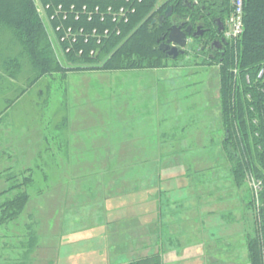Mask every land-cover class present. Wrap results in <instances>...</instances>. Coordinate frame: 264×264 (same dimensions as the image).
<instances>
[{
  "label": "rangeland",
  "instance_id": "1",
  "mask_svg": "<svg viewBox=\"0 0 264 264\" xmlns=\"http://www.w3.org/2000/svg\"><path fill=\"white\" fill-rule=\"evenodd\" d=\"M33 2L59 56L52 8ZM233 9L222 34L229 48L239 37L233 36ZM172 22L182 33L183 20ZM188 40L161 69L59 73L22 96L23 81L0 87V264H123L137 256L108 253L106 223L130 213L150 224L158 198L168 234L174 235L177 214L188 227L203 220L205 238L214 241L238 231L234 240H245L249 264L247 241L263 207L259 185L251 173L234 183L231 161L238 150L223 147L221 60L208 56L203 40ZM233 75L239 82L236 68ZM88 179H102L112 194L144 184L135 193L91 201L99 187L90 193L95 184ZM19 194L27 195L25 206L4 217L6 202ZM180 233L201 238L199 230ZM166 264H204L202 247L190 246L181 256L169 252Z\"/></svg>",
  "mask_w": 264,
  "mask_h": 264
},
{
  "label": "trees",
  "instance_id": "2",
  "mask_svg": "<svg viewBox=\"0 0 264 264\" xmlns=\"http://www.w3.org/2000/svg\"><path fill=\"white\" fill-rule=\"evenodd\" d=\"M43 1L51 4V15L60 3L66 11L74 4L78 12V20L69 12L66 21L60 15L51 21L53 27L62 26L58 35H64L67 27L76 35L74 42L62 43L59 56L49 42L33 0H0V87L23 81L20 96L43 77L59 73L164 68L175 60L161 48L173 17L189 19L190 23L202 18L206 27L216 19L217 27H221L233 7V0H165L162 4L161 0ZM241 1L243 31L222 56L219 68L223 147L238 150L231 161L235 185L248 173L257 179L263 207L257 215L256 235L247 241V252L249 264H264V0ZM84 4L92 14L90 21L82 15ZM79 29H83L80 34ZM68 46L71 48L66 52ZM235 68L240 83L234 79ZM27 199L26 194H19L6 202L3 216L15 217ZM130 264L159 262L157 256H151Z\"/></svg>",
  "mask_w": 264,
  "mask_h": 264
},
{
  "label": "crops",
  "instance_id": "3",
  "mask_svg": "<svg viewBox=\"0 0 264 264\" xmlns=\"http://www.w3.org/2000/svg\"><path fill=\"white\" fill-rule=\"evenodd\" d=\"M91 182L95 184V186L91 184L93 187L88 188H92L90 193L94 192L96 185L99 187L96 190V195L90 199L91 201H104L123 194L135 193L143 189L140 185L144 184L141 181L136 183L138 185H136L135 188L133 187L131 189L122 190L117 188L116 192L112 194L110 193L111 191H108L107 188H105V183L101 185L102 179H88V183ZM79 205L82 204L79 203ZM186 205L188 204H185V206ZM161 206V199L158 198V208L155 219L147 225L142 224L139 217L130 213L123 218L106 223L104 240L108 253L113 256L125 254L130 257L132 255L135 256L136 254V258L126 261L123 264H130L151 256H157L159 264H166V256L169 252H176L178 256H181L186 248L190 246H200L202 247L204 264H246L244 256L245 240L242 239L239 241L241 245L239 243L236 245L237 241L235 242L236 237L238 239L240 236L238 231L234 236L219 238L214 241V239L205 238L203 231H207L208 229L203 220H200L201 224L199 226L194 224L195 226L191 225L188 227L190 222H185L183 219L180 220L179 218L181 217L179 216L181 214H177L174 218L173 224L174 235H170L167 231L166 220L162 216L163 210ZM208 213L211 212H207L206 216H210ZM228 223H232L231 225H233L237 222ZM191 228L193 230H190ZM186 230L190 233L199 230L201 235V238H198L199 241L191 240L190 234L188 233H180ZM239 245L241 246V250ZM232 252L234 254V259L231 255ZM223 257H226V261H221Z\"/></svg>",
  "mask_w": 264,
  "mask_h": 264
},
{
  "label": "flooded vegetation",
  "instance_id": "4",
  "mask_svg": "<svg viewBox=\"0 0 264 264\" xmlns=\"http://www.w3.org/2000/svg\"><path fill=\"white\" fill-rule=\"evenodd\" d=\"M188 7H191L188 5ZM178 19H182L180 28L182 32H187V28L190 29V34L187 35L188 41L195 40H203L205 48H207L209 52V57L212 59L221 60L222 56L226 52V48H229V43L226 41L222 34L224 33L226 27L225 23L222 24L223 26L217 27L218 20L213 19L211 21L210 27H206V22L202 18L198 19L194 23H190L189 19L183 17H177ZM175 24L174 22L171 23V26ZM171 28V27H170ZM175 38L179 39V32L175 33ZM168 37V36H167ZM170 48L166 49L165 51L168 53Z\"/></svg>",
  "mask_w": 264,
  "mask_h": 264
},
{
  "label": "built area",
  "instance_id": "5",
  "mask_svg": "<svg viewBox=\"0 0 264 264\" xmlns=\"http://www.w3.org/2000/svg\"><path fill=\"white\" fill-rule=\"evenodd\" d=\"M232 5H233V17L231 18V22L234 24V34H233V36L234 37H236V35H239V37H240V35L242 34V31H243V23H242V16H243V4H242V1L241 0H233V3H232ZM46 6H48V8H47V10H49L50 11V9H51V5L50 4H47ZM83 7H84V9L83 10H85V9H87V5H82ZM81 6V7H82ZM44 7V6H43ZM69 8V11H66V10H64V7H63V5L62 4H59L58 6H57V8L54 10V14L53 15H51L50 14V17L48 18L49 19V21H52V20H54V17L55 16H58V15H60V16H62V20L63 21H66L67 20V17H68V13L70 12L71 14H73L74 13V15H75V20H78V18H79V16H78V12H77V10H76V6L74 5V4H70V6L68 7ZM94 11L97 13L98 12V7H96L95 9H94ZM87 12H88V9H87ZM85 12L86 14H88V20L90 21L91 20V17H92V14L90 13V12ZM62 28V26H56L55 28H54V30H57L56 31V33H57V38L59 39L58 40V42H59V45L61 44L62 45V43L63 42H65L66 40H69V41H71V42H74L76 39H75V37H76V35L72 32V28H70V27H67L66 29H65V34L64 35H58V32H59V30ZM78 32H79V34L81 33V32H83V29H79L78 30ZM239 37H237V38H239ZM71 39V40H70ZM85 42L87 41V39L86 40H84ZM70 46H68L66 49H65V51L66 52H69V50H70ZM81 53V52H80ZM259 76H261V74L259 75Z\"/></svg>",
  "mask_w": 264,
  "mask_h": 264
},
{
  "label": "water",
  "instance_id": "6",
  "mask_svg": "<svg viewBox=\"0 0 264 264\" xmlns=\"http://www.w3.org/2000/svg\"><path fill=\"white\" fill-rule=\"evenodd\" d=\"M167 12L169 13V12H171V10L169 9ZM179 30L180 29H178L176 27L170 28L168 37H167L165 43H163L162 46H161V48L163 47V49H168V48H170L169 45L173 44L174 46L172 48H170V50L168 51V55L170 57H173V58L177 57L178 53L180 52V51H178V47H185L186 46V44H187V38L186 37H187L188 34H190V29L189 28H187V30H186L187 32H182L181 33ZM176 32H179V37H180L179 39L175 38V36H176L175 33ZM176 45L178 47H176ZM182 53L183 52L181 51V54Z\"/></svg>",
  "mask_w": 264,
  "mask_h": 264
}]
</instances>
